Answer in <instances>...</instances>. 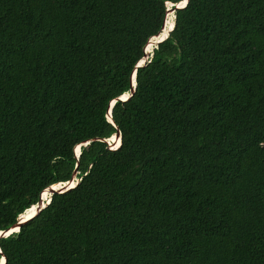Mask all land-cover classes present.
<instances>
[{
  "label": "trees",
  "instance_id": "1",
  "mask_svg": "<svg viewBox=\"0 0 264 264\" xmlns=\"http://www.w3.org/2000/svg\"><path fill=\"white\" fill-rule=\"evenodd\" d=\"M180 1L0 0V231L79 179L0 260L264 264V0H189L119 99Z\"/></svg>",
  "mask_w": 264,
  "mask_h": 264
},
{
  "label": "water",
  "instance_id": "2",
  "mask_svg": "<svg viewBox=\"0 0 264 264\" xmlns=\"http://www.w3.org/2000/svg\"><path fill=\"white\" fill-rule=\"evenodd\" d=\"M183 1H184V0L180 1V2L177 3V4L171 3V6L173 5V7H172L171 9H172V11H173L174 14H175V18H176V11H177L178 9L184 8V7H180V3H182ZM188 2H189V0H188ZM183 4H184V2H183ZM181 5H182V4H181ZM186 6H187V5H186ZM186 6H185V7H186ZM169 9H170V8H169V6H168V8H167V13H168ZM166 19H167V15H166ZM165 25H166V20H165V23H164V26H163L162 30H161L157 35H155V36H159V35L162 33V31H163ZM174 27H175V25H174ZM174 27H173V29H174ZM173 29H172V30H173ZM172 30H171V31H172ZM170 33H171V32H170ZM170 33L168 34V36H166L165 38L161 39L159 42H154V49H155L156 47H158V45H159L160 43L164 42V41L169 37ZM153 37H154V36H153ZM150 40H151V39H150ZM150 40H149V42L147 43L146 47L149 45ZM146 47H145V48H146ZM142 59H144V62H143L142 64H140L141 61H139L138 64H137V66H136V69H135L134 73L132 74V89H131V91H130L129 93H125V94H123V95H127L126 97H123V95H122L121 97H119V99H121V100H123V101H126V100H128V99L134 94V92H135V90H136V85H137V81H136V77H137V69H138L139 67L144 66V65L147 63V61H148L147 58H145V56H143ZM142 59H141V60H142ZM116 100H117V99L111 101V103H110V108H109V115H108V118H109L111 121H113V119H112V107L114 106ZM113 136L115 137L116 140H120V141H119V144H118V142H117V143H115L114 145H117V147H120V145H121V143H122V135H121V131L118 130V132H117L116 134H114ZM111 139H112V138H109V140H107V141L110 143V146H112L113 143H114V142L111 143ZM114 141H115V140H114ZM84 144L87 145V144H88V141L85 142ZM78 146H79V151H78L77 148H76V154H77V156L79 157V155L81 154V146H82V144H79ZM111 148H112V147H111ZM76 173H77V171H76ZM78 183H79V179H77L76 175H75L71 180H69V181H67V182H64V183H60V184H61V188H58V189H54V188H52V190L50 191V192H51V194H50L51 196L49 197V199H46V203H45V200L43 199V192H42L41 195H40V199H39L38 203L35 204L37 210H35L32 214H29V215H26V216H24V213H22V214L19 216L18 221H17L14 225H12L11 227H9V228H7V229H5V230H1V231H0V237L9 236L7 233H10V235H11V234H13V233L18 232V231H13V229H19V231H20L21 226H22L24 223L28 222L30 219H32L33 217H35V216H36V215H37L42 209H44V208H45V207L51 202V200H52V195H53L55 192H65V191H67V190H69V189L75 187ZM51 186H52V185H51ZM51 186L48 187V188H46V189L51 188ZM46 189H45V190H46ZM32 206H34V205H32ZM29 209H30V208H29ZM29 209H27V210H29ZM27 210H26V211H27ZM26 211H25V212H26ZM1 252H2V250H1V247H0V253H1ZM3 259H6V261L4 262ZM0 264H7V258H6L5 255L2 256V258H1V260H0Z\"/></svg>",
  "mask_w": 264,
  "mask_h": 264
},
{
  "label": "bare ground",
  "instance_id": "3",
  "mask_svg": "<svg viewBox=\"0 0 264 264\" xmlns=\"http://www.w3.org/2000/svg\"><path fill=\"white\" fill-rule=\"evenodd\" d=\"M184 2V1H183ZM183 2L182 3H180V5L181 4H183ZM172 7H170V9H169V11H168V13H167V19H166V25H165V27H164V29H163V31H162V33L159 35V36H154V37H152L151 39L152 40H150V44H149V46H147L146 48H145V58H149V56L150 55H152V53H153V50H154V42H159L161 39H163V38H165L166 36H168V34L171 32V30L173 29V27H174V25H175V14H174V12L172 11V9H171ZM147 49V50H146ZM141 62H140V64H142L143 62H144V59H142V60H140ZM127 95H123V97H126ZM112 138H114L113 140L111 139V143H113V146L114 147H116L114 144L115 143H117L118 142V144H119V141L120 140H116L115 139V137L113 136ZM115 140V141H114ZM78 148H79V146H78ZM79 151V150H78ZM52 188H54V189H58V188H61V184L60 183H57V184H54V185H52L51 186V188H49V189H46V190H44L43 191V199L45 200V203H46V199H49V197L51 196L50 194H51V190H52ZM48 195H49V197H48ZM35 210H37V208H36V205H34V206H32V207H30V209L29 210H27L26 212H24V216H26V215H29V214H32ZM3 261L5 262L6 261V259H3Z\"/></svg>",
  "mask_w": 264,
  "mask_h": 264
},
{
  "label": "snow or ice",
  "instance_id": "4",
  "mask_svg": "<svg viewBox=\"0 0 264 264\" xmlns=\"http://www.w3.org/2000/svg\"><path fill=\"white\" fill-rule=\"evenodd\" d=\"M188 4V0H184V4L180 5V7H185ZM13 231H19V229H13ZM10 235V233H7Z\"/></svg>",
  "mask_w": 264,
  "mask_h": 264
},
{
  "label": "rangeland",
  "instance_id": "5",
  "mask_svg": "<svg viewBox=\"0 0 264 264\" xmlns=\"http://www.w3.org/2000/svg\"><path fill=\"white\" fill-rule=\"evenodd\" d=\"M168 6H169V8H170V7H173V5L171 6V3H170V2L168 3ZM151 40H152V39H151ZM149 44H150V43H149ZM148 46H149V45H148ZM147 48H148V47H147ZM113 139H114V138H112V140H113ZM115 146H116V145H115ZM112 147H114V146L112 145ZM77 150H79L78 146H77ZM48 197H49V195H48Z\"/></svg>",
  "mask_w": 264,
  "mask_h": 264
},
{
  "label": "clouds",
  "instance_id": "6",
  "mask_svg": "<svg viewBox=\"0 0 264 264\" xmlns=\"http://www.w3.org/2000/svg\"><path fill=\"white\" fill-rule=\"evenodd\" d=\"M154 48V47H153ZM145 50V49H144ZM154 51V50H153ZM150 58H147V60H149ZM111 138V137H110ZM107 140H109V139H107ZM108 142V141H107ZM109 143V142H108ZM109 145H110V143H109ZM110 147H112V146H110ZM112 148H118L117 147V145H116V147H112ZM77 155V154H76ZM78 179V178H77ZM60 183H64V182H60Z\"/></svg>",
  "mask_w": 264,
  "mask_h": 264
}]
</instances>
